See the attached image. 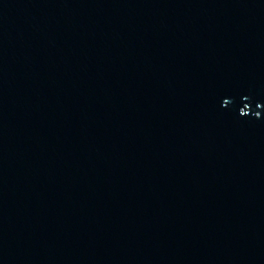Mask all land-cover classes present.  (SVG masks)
I'll return each instance as SVG.
<instances>
[{"label":"water","instance_id":"water-1","mask_svg":"<svg viewBox=\"0 0 264 264\" xmlns=\"http://www.w3.org/2000/svg\"><path fill=\"white\" fill-rule=\"evenodd\" d=\"M0 264H264V0H0Z\"/></svg>","mask_w":264,"mask_h":264}]
</instances>
